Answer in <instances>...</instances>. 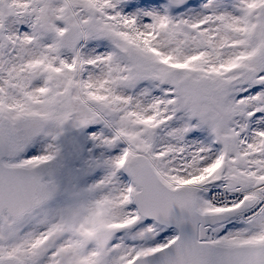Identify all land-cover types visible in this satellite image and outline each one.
Masks as SVG:
<instances>
[{"label":"snow or ice","instance_id":"1","mask_svg":"<svg viewBox=\"0 0 264 264\" xmlns=\"http://www.w3.org/2000/svg\"><path fill=\"white\" fill-rule=\"evenodd\" d=\"M0 264H264V0H0Z\"/></svg>","mask_w":264,"mask_h":264}]
</instances>
